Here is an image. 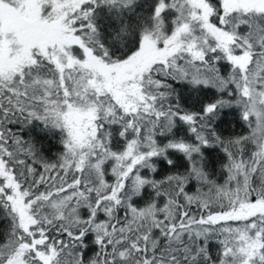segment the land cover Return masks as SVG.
I'll return each mask as SVG.
<instances>
[{
    "label": "snow or ice",
    "instance_id": "6c2138e0",
    "mask_svg": "<svg viewBox=\"0 0 264 264\" xmlns=\"http://www.w3.org/2000/svg\"><path fill=\"white\" fill-rule=\"evenodd\" d=\"M0 264H264V0H0Z\"/></svg>",
    "mask_w": 264,
    "mask_h": 264
},
{
    "label": "trees",
    "instance_id": "16d2710c",
    "mask_svg": "<svg viewBox=\"0 0 264 264\" xmlns=\"http://www.w3.org/2000/svg\"><path fill=\"white\" fill-rule=\"evenodd\" d=\"M236 131H237V132H240V131H242V129L237 128ZM54 150H55V149H53V151H54Z\"/></svg>",
    "mask_w": 264,
    "mask_h": 264
}]
</instances>
